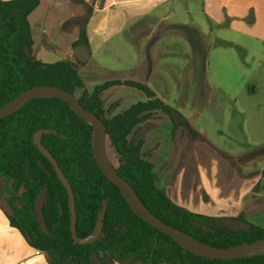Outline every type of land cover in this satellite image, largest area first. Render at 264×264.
I'll use <instances>...</instances> for the list:
<instances>
[{
  "label": "trees",
  "instance_id": "obj_1",
  "mask_svg": "<svg viewBox=\"0 0 264 264\" xmlns=\"http://www.w3.org/2000/svg\"><path fill=\"white\" fill-rule=\"evenodd\" d=\"M38 4L39 0H0V109L36 87H56L74 96L79 91L75 96L79 104L102 122L109 162L108 149L116 157L117 174L154 217L216 249L264 239V229L242 215L216 219L195 214L156 187L153 166L141 151L142 141L129 139L130 134L158 111L169 117L173 132L184 128L196 137L189 122L146 85L108 81L89 93L76 70L80 61L36 60L28 16ZM74 45L88 48L84 29ZM115 85L134 87L147 99L105 118L101 95ZM93 138V125L52 95L31 98L0 119V207L9 224L49 264H264V252L228 259L197 255L144 221L98 166ZM38 144L51 154L71 186L76 236L87 238L99 221L95 241L73 240L67 191Z\"/></svg>",
  "mask_w": 264,
  "mask_h": 264
},
{
  "label": "rangeland",
  "instance_id": "obj_2",
  "mask_svg": "<svg viewBox=\"0 0 264 264\" xmlns=\"http://www.w3.org/2000/svg\"><path fill=\"white\" fill-rule=\"evenodd\" d=\"M202 9L201 0H178L163 12L166 19L158 22L150 38L147 22L139 24L145 29L139 32L130 25L100 50H93L86 62L76 64V70L89 93L108 81L146 85L189 122L196 137L184 128L173 132L169 117L158 111L129 136L142 141L141 151L153 166L155 185L169 199L210 218L242 215L246 222L264 229V142H260L264 139V88L253 98L256 107L247 108L250 116L245 115V122L229 114V104L214 90L213 76L229 75L226 82L236 86L246 75L239 73L228 56L221 66L215 50L218 41L209 31L215 25ZM176 25L194 28L199 35L195 38L190 30L180 31ZM34 58L54 63L41 50ZM146 99L134 87L112 86L101 95L105 118ZM247 138L254 144L245 143ZM197 140H205L207 147ZM108 154L112 167L117 166L114 153L108 149Z\"/></svg>",
  "mask_w": 264,
  "mask_h": 264
},
{
  "label": "crops",
  "instance_id": "obj_3",
  "mask_svg": "<svg viewBox=\"0 0 264 264\" xmlns=\"http://www.w3.org/2000/svg\"><path fill=\"white\" fill-rule=\"evenodd\" d=\"M177 1L39 0L38 6L28 16L32 53L37 58L38 50H41L52 58L51 62L60 60L76 62L74 49L81 45L74 44L82 29L86 32L88 43L86 50L89 58L93 55V50H100L105 43L124 33L130 25L136 27L139 32L145 30L140 28L139 24L147 22L149 26L151 25L148 32L146 31L150 38L151 34L156 33L159 23L165 21L167 13L163 12L168 6H175ZM201 2L203 14L215 25L209 31L218 41V45L214 42L213 44L218 47H215V50L220 56L221 66H224L222 59L228 56L239 73L246 75L245 81L231 86L229 81L226 82L230 79L229 75L216 77L213 74L214 90L224 103L229 104V114L232 112L235 118L242 117V121L245 122L244 118L250 116L247 108L256 107L253 105V98L260 93L261 88H264V0H201ZM157 14H161L160 17ZM176 27L180 31L190 30L195 38L199 35V31L194 28L191 30L183 25ZM139 34L134 33L135 36ZM202 45L204 46L203 43ZM236 53L239 55L238 58ZM197 141L198 145L203 144L206 147L208 145L205 140ZM260 142H264V139ZM245 143L254 144V141L247 138ZM0 264H49L46 256L32 248L23 235L9 224L1 207Z\"/></svg>",
  "mask_w": 264,
  "mask_h": 264
},
{
  "label": "water",
  "instance_id": "obj_4",
  "mask_svg": "<svg viewBox=\"0 0 264 264\" xmlns=\"http://www.w3.org/2000/svg\"><path fill=\"white\" fill-rule=\"evenodd\" d=\"M74 55L76 59L80 62H86L89 59V53L88 50H86L85 47L82 46H77L74 49ZM43 95H52L59 97L66 101L70 107L82 118H84L86 121L91 123L94 127V138H93V151L95 155L96 162L100 169L104 172V174L114 183L118 186V188L121 190L124 198L130 205V207L135 211L136 214H138L144 221L149 223L150 225L154 226L155 228L169 234L172 236L174 240H176L178 243H180L183 247L188 249L189 251L208 258H213V259H228V258H235V257H245V256H250L254 254H249V255H241L244 252L253 250V249H260L264 247V239L254 241L251 243H244L235 247H230L227 249H216L212 247H208L205 245H202L195 241L194 239L190 238L189 236L179 232L178 230L173 229L172 227L168 226L164 222L158 220L156 217H154L145 207L144 205L140 202V200L137 198L135 195L134 191L128 186V184L117 174L116 170L114 167H112L111 163L109 162L108 158V165L104 164V162L101 159L99 148H98V140H99V135L100 131H103L104 137V127L102 125V122L93 114L86 112L82 106L79 104L77 99L75 98L74 95L69 94L59 88L56 87H36L32 88L29 90H26L19 94L17 97H15L13 100L8 102L2 109H0V119L3 118L4 116H7L11 112H13L15 109H17L21 104L26 102L27 100L37 97V96H43ZM39 148L45 152V149L38 144ZM106 152V151H105ZM45 156L48 158V160L51 162L53 165V168L61 180L62 184L64 185L67 194H68V204H69V210H70V231H71V236L73 240L79 244H89L93 241H95L99 235V230H100V224L98 221V224L96 225L94 231L90 236L84 239H80L76 236L75 233V206H74V195L71 189L70 184L68 183L66 177L63 175L62 171L58 167L56 161L54 158L51 156V154L45 152ZM107 157V155H106ZM128 188L132 191L134 194L135 198L138 200L139 204L142 207V210L140 211L138 207L134 204L132 201ZM101 219V217H100ZM99 219V220H100ZM180 234L187 236L191 240L195 241L196 243L205 246L209 249H211V252H207L205 250H202L200 248H196L194 246H191L189 244L184 243L180 239ZM264 252V251H261ZM257 252V253H261ZM255 253V254H257Z\"/></svg>",
  "mask_w": 264,
  "mask_h": 264
},
{
  "label": "bare ground",
  "instance_id": "obj_5",
  "mask_svg": "<svg viewBox=\"0 0 264 264\" xmlns=\"http://www.w3.org/2000/svg\"><path fill=\"white\" fill-rule=\"evenodd\" d=\"M98 148H99V152H100V156H101L102 161L104 162V164L108 165V160H107L106 152H105L106 151L105 150V137H104V134H103V131L102 130L100 131V135H99ZM128 191H129V194H130V197H131L132 201L138 207V209L141 211L142 210V207L139 204L138 200L135 198L134 194L132 193V191L129 188H128ZM179 236H180V239L184 243L189 244L191 246H194L196 248H200V249L205 250L207 252H211V249H209V248H207L205 246H202V245L196 243L195 241L191 240L187 236L182 235V234H180ZM261 251H264V247L263 248H260V249H253V250L244 252L241 255L255 254V253L261 252Z\"/></svg>",
  "mask_w": 264,
  "mask_h": 264
}]
</instances>
